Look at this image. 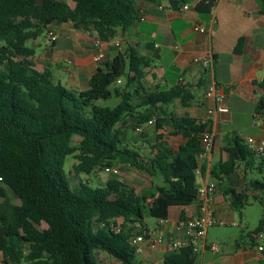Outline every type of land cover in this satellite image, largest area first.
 I'll return each mask as SVG.
<instances>
[{
    "label": "trees",
    "instance_id": "1",
    "mask_svg": "<svg viewBox=\"0 0 264 264\" xmlns=\"http://www.w3.org/2000/svg\"><path fill=\"white\" fill-rule=\"evenodd\" d=\"M139 1L161 0H0V253L14 264H97V251L120 264H143L128 240L144 229L145 217L165 221L171 205L189 206L196 198L199 135L211 128L207 122L164 110L177 99L187 106L194 95L179 86L146 90L141 81L148 63L132 49L98 68L87 90L77 92L53 82L49 71H38L32 61L34 49L27 45L49 27L64 23L84 25L99 40L109 41L117 29L124 31L135 21ZM168 1L173 10L184 2ZM257 2L264 14V0ZM214 7L215 0H200L194 10L209 16ZM242 43L241 38L234 54H240ZM117 80L124 84L110 90ZM204 84L205 79L196 89ZM258 87L264 89V82ZM112 96L121 98L115 107L97 105ZM262 112L260 96L254 113L261 117ZM125 116H134L136 126L154 119L156 131L168 128L169 135L181 136L184 143L173 151L158 134L150 156L142 158L121 140L117 125ZM73 135L79 137L75 145ZM226 153L227 159L217 162L209 177L223 186L230 207L240 211L248 194L233 188L234 180L241 166L243 174L251 170L257 156L237 136L229 139ZM69 155L77 161V174L90 175L116 164L157 177L161 184L142 189L139 195L114 178L101 187L80 184L71 190L63 171ZM260 160L261 175L264 158ZM247 188L264 193V179L248 180ZM5 189L18 206L10 203ZM118 219L123 224L115 234L109 225ZM253 232L264 233V219ZM195 260L187 247L165 252L162 264H195Z\"/></svg>",
    "mask_w": 264,
    "mask_h": 264
},
{
    "label": "crops",
    "instance_id": "2",
    "mask_svg": "<svg viewBox=\"0 0 264 264\" xmlns=\"http://www.w3.org/2000/svg\"><path fill=\"white\" fill-rule=\"evenodd\" d=\"M183 1L178 10L169 8L168 0L157 3L137 2L135 21L124 31L117 29L116 36L109 41L99 40L96 33L84 25L64 23L51 27L57 35L54 43H50L47 36H42L37 41L29 42L28 46L34 49L32 61L38 71H49L53 82H60L66 88L75 89L77 92L87 90L94 72L111 63L117 54L124 55L130 49L135 50L138 56L148 63L141 81L146 90H170L179 86L195 96L187 106H182L177 99L165 106L164 110L208 123L214 136V143L210 152L197 161L199 168L197 184L214 183L209 177L211 168L217 162L227 159L226 149L230 138L225 134L223 126L231 123L245 104L251 105L254 113L258 98L264 97V89L258 87V84L264 82V14L259 13L257 0H215V7L209 16H200L195 12L194 5L200 0ZM183 5L188 9H182ZM159 6L162 10L158 8ZM194 25L205 28L206 33L194 32ZM241 38L243 39L241 52L234 54L233 51ZM96 41H100L99 48L104 54L100 63L94 62V56L98 51L94 47ZM116 43L119 46L115 47ZM206 55L212 59V68L203 76L204 71L192 64L191 59ZM203 79L204 87L196 89ZM210 79H213L225 94L228 113H209L214 103L205 97L204 91ZM121 83L124 84V81ZM122 85L116 84L114 87ZM116 98L121 100L120 97ZM156 116L161 114L157 112ZM261 117H264V112ZM135 122L134 116H125L117 125L122 139H135V135L141 134L135 132L138 126L131 128V124ZM141 127L145 130V140H150L154 134L155 136L162 134L173 151L184 143L181 136L169 135L168 128L156 131L154 125L144 124ZM152 144L154 145L155 141ZM115 165L112 167H116ZM153 178L158 182L157 185L161 184L159 178ZM118 180L124 183L123 179ZM4 193L10 203L16 206L20 204L16 197L14 201L10 199L12 193L8 189H5ZM0 199L1 203L3 199ZM214 207L218 217L235 224L233 220L226 219L232 208L223 189L217 190ZM196 212L194 203L189 206L171 205L164 224L158 225L159 221H156V227L152 230H162L163 227L169 230L177 220L195 217ZM119 220L121 219L116 221ZM144 229L148 230L146 227ZM241 239L234 251H228L226 246L219 253H213L208 249L201 250L202 259L208 252L216 254L213 255L212 261L201 264H264V251L257 250L259 246H264V243L250 240L248 234ZM150 251L145 246L137 251L136 255L142 258L140 262L162 264L165 250L161 248L148 254ZM95 259L97 264H110L103 258ZM0 264L14 263L0 253Z\"/></svg>",
    "mask_w": 264,
    "mask_h": 264
},
{
    "label": "rangeland",
    "instance_id": "3",
    "mask_svg": "<svg viewBox=\"0 0 264 264\" xmlns=\"http://www.w3.org/2000/svg\"><path fill=\"white\" fill-rule=\"evenodd\" d=\"M46 36V33L43 34ZM28 45V44H27ZM123 83L119 84L122 85ZM69 89V87H67ZM114 85L110 87V90H113ZM75 90V89H74ZM120 99H117L115 96H112L111 99L98 102L97 105L113 108L119 103ZM172 109V108H171ZM136 125L131 124V128L134 129ZM223 130L225 134L228 135L229 138L233 136H237L241 140H245L248 137L252 138H262L264 139V117L256 116L253 113V108L249 104H245V106L241 109V112L237 114L231 123L223 126ZM135 139L127 140L122 139L124 144H127L133 150H136L139 154H141L142 158L149 157L152 151V142L155 139V134L151 136L150 140H145L146 134L143 129L141 134L135 135ZM79 140L78 136L73 135L71 138V145H75ZM261 158H264L262 156ZM260 157H257L256 162L252 166L251 170H246V174H243V166H241L237 172V176L234 180L233 188H235L239 192H246L248 194L247 204L240 211H236L234 209L230 210V214L227 215V220H233L235 222L234 226L225 225V226H215L210 228L207 234V242L208 244H217L219 247V252L221 249L226 246L228 251H234L236 244L240 242L241 237L253 232L260 220L264 219V193L255 192L252 193L248 188V180L250 179H264V173L261 175L257 170V166L262 164ZM77 164V161L74 159V155H69L65 158L63 164V171L66 176V180L69 184L71 190H77L80 184H87L88 186L95 188L101 187L103 184L107 182V180L114 178H120L124 180L127 186L132 187L134 192L139 195L142 189H147L153 185H157L158 182L148 175L145 172H138L129 167H118L119 175L110 176L105 174L102 169L95 171L90 175L77 174L74 171V166ZM264 168V166H261ZM250 171V172H249ZM217 190L220 191L223 188L217 181H213ZM255 195L256 198L253 197ZM15 197H12L10 194V199L15 200ZM1 200V199H0ZM150 203V202H149ZM156 220L150 217H145L142 226L146 227L148 230H152L156 227ZM135 230L137 229L134 228ZM138 230V229H137ZM259 243H264V237L258 241ZM151 254V251L148 252ZM213 255L210 252L206 253V255L201 258L200 251L196 255L195 264H201L205 262H209L213 260ZM95 257L97 259L103 258L106 261H109L110 264H116V260L107 254L97 251L95 252ZM105 257V258H104ZM136 260H142L140 255H136ZM115 261V262H114ZM144 264H148L146 261H143Z\"/></svg>",
    "mask_w": 264,
    "mask_h": 264
},
{
    "label": "built area",
    "instance_id": "4",
    "mask_svg": "<svg viewBox=\"0 0 264 264\" xmlns=\"http://www.w3.org/2000/svg\"><path fill=\"white\" fill-rule=\"evenodd\" d=\"M158 8L162 10L161 6ZM182 9L187 10L188 7L183 5ZM193 31L200 34L206 33V29L199 25H194ZM45 33L50 43H54L57 40V35L51 27H49ZM114 46L117 47L119 45L116 43ZM94 47L98 49L97 54L94 56V62L100 63L104 58V54L99 48L100 41H96ZM191 62L192 64L199 66L205 73L212 68V59L208 55L203 57H193ZM179 82L180 80H178V83ZM116 83L120 84L121 80H117ZM204 95L214 103L213 109L209 112L210 114L228 113L226 96L213 79L208 80L206 83ZM154 124V119H151L146 123V125ZM135 132L141 133L142 127H136ZM199 137L202 152L197 156V161L210 152L214 143L212 131H209L208 129L202 132ZM244 144L257 157L264 156V139L248 137L244 140ZM102 171L110 176L119 175V170L116 167H103ZM198 174L199 168H197L196 171V175ZM216 192L217 187L214 183L206 182L204 184H198L196 198L193 202L197 211L195 217L179 219L169 230L164 227L162 230L154 229L152 231L143 229L140 233L133 234L129 238V244L134 247L136 251H140L142 246H145L151 251L163 248L165 252L178 251L190 247L194 255H197V253L203 249H208L213 253H219L220 250L217 244H208L206 242L209 229L215 226H234L235 224L225 221L215 213L214 200ZM164 222L165 221H159L158 225H162ZM122 224L123 220L116 221L114 224L109 225V229L115 234L119 233L122 229ZM101 226L104 225L102 224ZM262 237H264V233H249V239L252 241H259ZM257 250L259 252L264 251V246H259Z\"/></svg>",
    "mask_w": 264,
    "mask_h": 264
}]
</instances>
